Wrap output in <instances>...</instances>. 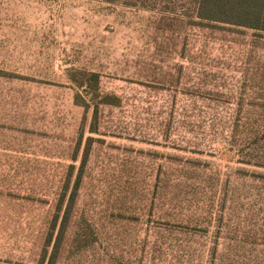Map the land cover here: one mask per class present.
Returning <instances> with one entry per match:
<instances>
[{"label":"rangeland","instance_id":"obj_1","mask_svg":"<svg viewBox=\"0 0 264 264\" xmlns=\"http://www.w3.org/2000/svg\"><path fill=\"white\" fill-rule=\"evenodd\" d=\"M194 14L189 0H0V259L36 262L73 165L95 230L64 264H264V168L229 128L261 97L244 79L264 73V39ZM94 73L116 97L98 133Z\"/></svg>","mask_w":264,"mask_h":264},{"label":"trees","instance_id":"obj_2","mask_svg":"<svg viewBox=\"0 0 264 264\" xmlns=\"http://www.w3.org/2000/svg\"><path fill=\"white\" fill-rule=\"evenodd\" d=\"M193 5L194 15L189 16L192 24L202 29L212 27L229 35L252 32L255 38L264 39V0H189ZM195 20V21H194ZM246 38V37H245ZM248 46V43H245ZM87 86L93 95L99 98L93 107L91 133L99 132V104L108 103L115 96L102 95L98 90L97 75L91 74ZM86 80V81H87ZM84 86V81L78 83ZM244 84H250L252 92H262L261 97H251L254 101L249 107L241 103L234 110L229 120L231 142L235 153L242 162L264 168V73H255L252 78H245ZM247 90L246 88L244 89ZM94 99V98H92ZM91 106L85 105L86 110ZM93 137H88L87 147L83 153L82 165L88 159ZM77 156L72 157L76 161ZM62 182L56 200L55 211L45 228L41 253L33 264H64L66 257L74 253H84L91 248L89 241L95 230L89 218L78 216L76 209L78 190L83 178V166L71 186L73 165ZM71 188V190H70ZM70 190V193H69ZM0 264H25L8 259H0Z\"/></svg>","mask_w":264,"mask_h":264}]
</instances>
